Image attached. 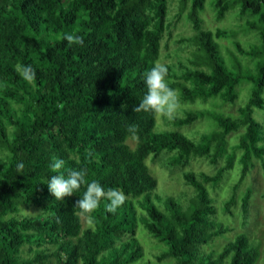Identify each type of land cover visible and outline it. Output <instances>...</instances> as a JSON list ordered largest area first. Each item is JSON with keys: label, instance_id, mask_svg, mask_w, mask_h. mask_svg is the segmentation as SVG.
Here are the masks:
<instances>
[{"label": "trees", "instance_id": "obj_1", "mask_svg": "<svg viewBox=\"0 0 264 264\" xmlns=\"http://www.w3.org/2000/svg\"><path fill=\"white\" fill-rule=\"evenodd\" d=\"M176 1L181 14L179 5L190 8L188 22L211 64L209 71L197 68L193 59L177 67L165 64L169 86L180 88L181 101L234 104L238 85L252 84L236 116L183 109L184 116L170 119L187 125L209 115L215 130L195 140L176 131L155 132L156 114L133 110L147 92L144 74L157 63L170 30L168 0H0V264H135L144 258L139 225L167 246L154 256L158 263L256 264L260 244L245 234L217 253L205 246L232 231L218 219L208 186L219 189L237 160L240 174L222 215L234 217L239 208L244 227L252 191L239 197V188L253 161L264 174V125L253 117L264 109V61L253 70L247 65L242 74L228 68L218 42L230 39V31L205 29L200 16L205 0ZM236 3L239 15H248L244 28L255 30L264 44V0H214L215 21ZM63 32L82 35L83 47L61 40ZM232 43L246 57L258 54ZM18 63L33 67L34 83L21 78ZM133 123L139 126L138 139L127 131ZM53 156L67 168H86L87 179L105 190H122L125 203L112 214L102 200L88 224L75 207L86 186L63 201L49 193ZM197 158L214 173L185 170ZM148 159L170 174L178 172L190 196L158 193ZM30 207L38 213H23Z\"/></svg>", "mask_w": 264, "mask_h": 264}, {"label": "rangeland", "instance_id": "obj_2", "mask_svg": "<svg viewBox=\"0 0 264 264\" xmlns=\"http://www.w3.org/2000/svg\"><path fill=\"white\" fill-rule=\"evenodd\" d=\"M169 3L170 0H168L166 26H171L170 30L165 32L164 38L161 41L157 63L159 62L164 65L175 64L177 67L179 62L185 61V63H187L188 59H193L197 68L209 71L211 68L210 61L203 47L195 38L196 34L188 22L190 8L180 7L181 5H179L180 10L183 12V14H181L176 0H172L171 3ZM178 14L181 15V19H176ZM200 16L204 21L205 29L214 31L217 27H220L230 31V39L218 42L220 44V53L228 68L242 74L247 65L253 70L256 62L264 61V44L258 39L255 30L244 28V23L249 19L248 15H239L238 3L229 9L223 20L216 22L214 18V0H205L204 10L200 12ZM185 38L186 40L184 41L183 39ZM180 40H183V42L181 43ZM234 40H237L246 50H250L251 48L256 49L258 54H256L253 59L246 57L244 54L237 51L232 43ZM251 87V82H241L237 87L238 98L234 104H223L219 99L209 100L207 102L198 100L194 104L181 101V108L178 110L176 116H184L183 109H206L209 112H219L226 116H236L238 108L246 104ZM175 90H177L179 94L180 88L176 87ZM262 97L264 98V90ZM253 117L264 125V109H256L253 113ZM213 130H215V125L209 115L196 120L192 124L177 125L170 122V119L162 118L156 114L155 132L176 131L195 140L198 134L211 132ZM228 141L229 144H233L235 141L234 135L229 137ZM128 143L132 148L134 147L132 141ZM162 155L165 156L168 154L163 152ZM146 164L158 181V193L176 196L179 192L185 191L188 197L190 196L191 189L190 187L183 186V180H181L178 172L170 174L166 169L157 164L150 163L149 159L146 160ZM185 170H192L194 172L203 171L209 174L214 173V167L209 165L206 160L199 158L193 159L191 163L186 166ZM239 174L240 166L236 160L233 169L228 171L219 189L213 191L211 187L208 186L210 195L215 199L214 205L217 209L218 219L231 227L232 231L216 238L212 243L205 246V249L206 251H213L215 253L220 252L228 241L233 240L239 234H245L250 241L260 244V255L256 264H264V174L258 161H253V167L250 169L239 188V197L242 196L246 189L252 191L248 207L247 225L244 227L241 225L242 221L239 208L233 209L234 217L222 215L223 201L231 196V185L238 179ZM182 200L186 201L187 196L185 198L183 197ZM23 213L35 215L38 213V210L30 207L24 210ZM136 236L143 246L144 258L135 264H173V259H167L160 263L154 259L155 255L166 251L167 246L149 236L141 225L138 226Z\"/></svg>", "mask_w": 264, "mask_h": 264}, {"label": "clouds", "instance_id": "obj_3", "mask_svg": "<svg viewBox=\"0 0 264 264\" xmlns=\"http://www.w3.org/2000/svg\"><path fill=\"white\" fill-rule=\"evenodd\" d=\"M59 38L68 42L69 45L81 47L84 45V37L74 32H63ZM15 70L26 82H35L36 71L31 65L18 63L15 66ZM167 77V66L159 62L155 63L144 74L147 92L133 110L137 112H152L162 118L174 119L181 108L182 102L177 90L169 86ZM127 131L133 139H138L139 126L137 124H129ZM23 167V163L17 164L18 170H22ZM50 169L55 174L48 179L47 187L49 193L57 201H63L66 197H71L79 191L81 186H86L83 197L76 202L75 207L80 210V215L86 218L88 224L94 223L92 214L100 207L102 200L106 201L105 211L115 214L127 199L125 193L118 188L105 190L98 181H89L86 168H67L63 159L53 156Z\"/></svg>", "mask_w": 264, "mask_h": 264}]
</instances>
